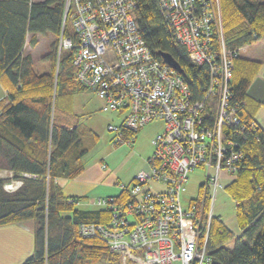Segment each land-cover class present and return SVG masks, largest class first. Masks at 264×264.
I'll return each instance as SVG.
<instances>
[{"label": "built area", "instance_id": "1", "mask_svg": "<svg viewBox=\"0 0 264 264\" xmlns=\"http://www.w3.org/2000/svg\"><path fill=\"white\" fill-rule=\"evenodd\" d=\"M220 3L159 0L164 20L189 62L208 69V87L196 98L183 73L155 57L143 40L136 21L137 0H63L58 63L63 50L76 48L74 82L103 99L102 109L121 116L119 125L107 127L115 133L114 141L132 143L145 125L164 123V130L153 137L149 169L122 186L127 197L96 200L99 208L110 209L109 222L77 228L78 236L105 241L115 255L135 253L142 264H213L208 240L217 192L222 178L233 179L240 169L241 141L259 127L239 114L244 103L235 97L232 80L235 58L245 46H227ZM67 28L71 35H66ZM198 168L209 172L205 232L199 223L202 200L190 199L187 207L181 203L189 175ZM4 171L6 178L12 177ZM155 183L161 189L148 186ZM21 185L15 179L4 189L15 191Z\"/></svg>", "mask_w": 264, "mask_h": 264}, {"label": "trees", "instance_id": "2", "mask_svg": "<svg viewBox=\"0 0 264 264\" xmlns=\"http://www.w3.org/2000/svg\"><path fill=\"white\" fill-rule=\"evenodd\" d=\"M220 7L230 49L264 40V0H221ZM63 10V0H0V83L8 93L0 100V171L12 172L11 178L0 177V226L34 222V249L19 264H95L102 259L121 264L105 241L77 234L82 223L107 224L110 209H80L76 205L83 197L65 195L57 183L59 178L80 176L87 151L81 122H71L73 98L88 90L74 82L76 48L63 50L59 63L57 58ZM135 11L142 38L154 56L161 60L160 52L172 55L192 94L202 98L209 84L208 69L189 62L164 20L159 0H137ZM49 35L56 38L44 55L49 68L40 72L25 47H34L41 36ZM261 66L259 60L235 58L233 93L244 103L239 114L247 124L255 121L262 105L247 92ZM246 135L240 169L225 187L236 203L242 234L237 236L219 217L211 219L208 251L213 264H264V129L259 126ZM15 179L22 181L20 187L4 189ZM198 191L195 200L203 202L199 223L205 232L210 204L206 183ZM127 195L125 189L115 197L119 201Z\"/></svg>", "mask_w": 264, "mask_h": 264}, {"label": "rangeland", "instance_id": "3", "mask_svg": "<svg viewBox=\"0 0 264 264\" xmlns=\"http://www.w3.org/2000/svg\"><path fill=\"white\" fill-rule=\"evenodd\" d=\"M39 1V0H32ZM55 36H41L39 43L30 47L27 45L26 52H32L34 59H36V67L40 72L49 68V63L45 61L44 55L51 49L52 43L55 41ZM247 52L249 55L264 60V40L257 41V43L248 46ZM254 80V79H253ZM251 85L256 91H264V83L258 78ZM75 111L79 116L81 127L85 130L83 143L87 149L86 154L83 156V163L87 168L90 166L92 169L95 167L101 168L103 164L106 165L105 174L108 175L110 186L107 187L106 183L84 184L73 183L71 179L68 183L62 185L66 194L83 192L84 189L91 190L88 192V199L90 201L112 196L116 190H122L123 184H132L131 179L139 173V171L148 170V161L144 157H152L154 150L152 146L153 137L164 130V123L162 121H153V123L145 125L142 130L135 134V141L132 143L114 141L115 133L108 131L110 124L119 125L121 116L118 117L117 113L113 111H105L102 109L104 105L103 99H100L95 92L87 90L86 92L79 93L75 96ZM81 128V129H82ZM83 132V131H82ZM146 158V159H145ZM6 171L1 172V177H8ZM209 172L207 169L198 168L196 171L190 173L188 182L185 185V190L181 194V203L187 207L190 199H195L199 194V186L207 182ZM74 179V178H73ZM232 178H222V184L228 185ZM62 182V181H61ZM153 190L161 189L158 183L148 184ZM112 187L113 191H112ZM79 191V192H78ZM211 194L213 193L210 188ZM84 194V193H81ZM76 205L78 208H95L94 205H84L81 203ZM235 201L230 198L226 190L220 188L217 192L214 202L215 216L219 217L226 223L228 228L236 234H241L240 229L235 220ZM26 224V223H25ZM5 243V241H4ZM8 246V243H5ZM8 256H12V251L7 248ZM121 264H142L136 258L135 253L118 254ZM95 264H112L107 259H102Z\"/></svg>", "mask_w": 264, "mask_h": 264}, {"label": "crops", "instance_id": "4", "mask_svg": "<svg viewBox=\"0 0 264 264\" xmlns=\"http://www.w3.org/2000/svg\"><path fill=\"white\" fill-rule=\"evenodd\" d=\"M248 46H250V45L245 46V51L243 52L242 56H244L245 58L248 57V58L253 59V60H259L262 62V66L259 69V72H258L257 76L254 78V80L259 77V79L261 81H263V83H264V60H260L258 58H255V57L249 55L247 52ZM31 54H32V58L34 59V55L32 52H31ZM34 61H35V67H36V65H37L36 59H34ZM45 70H48V69H45ZM45 70H43V71H45ZM254 80H252L251 84L248 86L247 92L256 101L262 102V105L258 109L257 114L255 116V121L259 126H261L264 129V91H256L255 88H252L251 85L255 82ZM7 95H8V93L2 87V85L0 83V100L2 98H7ZM74 99H75V97L73 98V100ZM73 110L75 111V100H74V109ZM78 116L79 115L76 114V111H75V117H71V122H73L75 125H77V123H78V121H77L79 118ZM118 117H119V115H118ZM147 155L148 154H146L144 157H146L148 159L149 156L147 157ZM91 168H92L91 166L89 168H87L85 166V169L80 174V176H78L74 179H71L73 181V183H80V181H82L84 184L88 183L90 185L94 184L93 182H96L98 184L106 183V185H108L107 187H109L110 186L109 181H108L109 178H108V175L105 174L106 173L105 169L103 167H101V168L95 167L94 169L91 170ZM69 179L59 178L57 180V183H59L60 186L63 187L62 185H64L65 183H68ZM133 180L134 179L132 178L131 182ZM123 185H125V184H123ZM225 187L226 186L223 185L222 188L225 189ZM113 188L114 187H112V191H113ZM63 190H64V187H63ZM87 191L90 192L91 190L90 189L89 190L84 189L83 192H79V191H78L79 193L70 192V194H66L64 191V193L67 196L71 195L74 197H83V199H81V201L79 202V205L81 203H83L84 205L90 204V205H94L95 208H99L98 206L95 205V202L97 199L92 200V201H90V199H89L87 201V199H88V196H87L88 192ZM121 192H122V190H116V192L112 196H109V197L119 196L121 194ZM81 193H84V194H81ZM235 205H236V203H235ZM95 208H83V209H95ZM235 220H236V215H235ZM34 225L35 224L32 220H28L26 222L22 221V222L11 223V224L0 226V264H19L22 261H24L25 259H27L28 257H30V255L32 254V251L34 249V246H35L34 231H33ZM232 232L235 233L234 231H232ZM240 233L242 234V232H240ZM241 234H236V235L239 236ZM4 241H5V243H8V246H6ZM7 248H9V251L10 250L12 251V253H13L12 256H8Z\"/></svg>", "mask_w": 264, "mask_h": 264}, {"label": "water", "instance_id": "5", "mask_svg": "<svg viewBox=\"0 0 264 264\" xmlns=\"http://www.w3.org/2000/svg\"><path fill=\"white\" fill-rule=\"evenodd\" d=\"M162 61L166 64H168L171 68H174L175 70H177L179 73H183V68L181 67V65L174 59V57L172 55H170L169 53H165V52H160Z\"/></svg>", "mask_w": 264, "mask_h": 264}]
</instances>
